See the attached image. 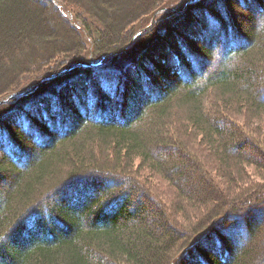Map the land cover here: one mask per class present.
Masks as SVG:
<instances>
[{
	"label": "trees",
	"instance_id": "obj_1",
	"mask_svg": "<svg viewBox=\"0 0 264 264\" xmlns=\"http://www.w3.org/2000/svg\"><path fill=\"white\" fill-rule=\"evenodd\" d=\"M60 1L0 0V264H264V0Z\"/></svg>",
	"mask_w": 264,
	"mask_h": 264
},
{
	"label": "rangeland",
	"instance_id": "obj_2",
	"mask_svg": "<svg viewBox=\"0 0 264 264\" xmlns=\"http://www.w3.org/2000/svg\"><path fill=\"white\" fill-rule=\"evenodd\" d=\"M56 3H58L60 6H62V8L65 10V11H67L66 12V14L70 17V19L72 20V21H74V19H73V14H72V12H71V9H69L62 1H60V0H54ZM123 1V2H122ZM125 1L126 0H119L118 1V3H116V2H114V1H112V2H114V4H124L125 3ZM74 10H75V12L76 13H78V14H80V15H83V17L84 18H86L87 19V23H89L91 26H92V28L96 31V32H98V29H102V27H101V25L99 24V22H97V21H95V20H93V19H89L88 18V14H84V12L81 10V9H78V8H74ZM142 15H141V13L140 12H138L136 15H135V17H131L133 20H135V18L137 19V21L139 20L138 19V17H141ZM236 19H238V16L236 15ZM129 21H131V20H129ZM79 24H81V22L79 21ZM42 28H44L43 30H41V33L42 32H44V33H49V29L47 28V26H42ZM62 28H63V26H62ZM118 30H119V32H118ZM126 30V26H123V27H121V28H118L117 30L116 29H114L113 30V32L111 33V34H108V33H104V38H105V41L106 42H108V43H111V44H114L115 43V40L114 39H116V37L117 36H115V35H113V34H118V33H120V32H124ZM40 32V31H39ZM38 32V33H39ZM118 32V33H117ZM38 33H35V35H37ZM68 33H70V32H68ZM103 33V32H102ZM68 37H70V40H71V46L69 47L70 48V50L69 51H71V53L70 54H73L74 52H78L79 54H82L81 52H79L78 51V47H79V41L78 40H76V35L75 34H66ZM121 36V35H120ZM45 38V37H44ZM44 38H38L36 41H35V43L33 44L34 46H36L37 44L36 43H39V42H41L43 45L44 44H46V43H50L51 41L49 40V39H44ZM30 39H32V37L30 38ZM29 39V40H30ZM31 44V43H30ZM68 45V44H67ZM90 45V44H89ZM30 47V46H29ZM44 47H46L45 45H44ZM63 47V46H62ZM91 47H92V45H91ZM38 48V47H37ZM61 48V45H59V46H55L54 48H52L53 50L50 52L51 53V55H50V58L51 57H54V59L53 60H49V61H54V60H56L57 58H61L62 56H63V54H65L64 52H62L61 53V50H59ZM63 49L64 50H67V48H64L63 47ZM42 50V49H41ZM50 51V50H49ZM44 52H46V51H44ZM48 52V51H47ZM66 52H68V51H66ZM17 53V52H16ZM49 58V59H50ZM45 60H47V59H43V61H45ZM56 62V61H55ZM50 64V63H49ZM52 64V63H51ZM50 64V65H51ZM35 67H36V65H35V63H32L31 65H30V67H29V71L30 70H32L33 68V70H35ZM47 66L45 65V64H43L42 66H40L38 69H37V71L36 72H39L40 70H43L44 68H46ZM216 67V66H215ZM215 67H211V70H214L215 69ZM260 67H264V61H262L261 63H260ZM47 68H49V67H47ZM47 68L45 69V70H47ZM49 70V69H48ZM262 72H261V71ZM260 70H259V76H264V71H263V69L262 68H260ZM25 73H22L21 72V74H18L17 76H18V79H20L23 75H24ZM261 74V75H260ZM259 81H260V79H259ZM263 82H264V77H263ZM178 114H179V118L180 117H183V115L185 114V109H180L179 111H178ZM239 122V121H238ZM240 123V122H239ZM147 127V126H146ZM145 127V128H146ZM189 143H191V142H189ZM192 144H190V147H192L191 146ZM198 147H193V150H194V155H196L197 157H199L200 159H202V161L204 162V164L206 165V167H208L211 163H212V156L209 154L210 153V150L207 148V147H203V146H200L198 149H197ZM186 151H190L191 152V150L192 149H188L187 147H185L184 148ZM183 151V150H182ZM182 151H180V152H178V150H177V148H174V147H171V150H169V151H165L162 155H161V157H163V161H165V163H174V164H177V165H179L180 167H181V170L184 172V174L186 175V177H187V181H184L183 183L184 184H190L191 186L193 185V186H195L196 184H198V180L199 181H201V185H206L205 183H204V180H200V176H198V170H197V167H196V165H194V163H192L191 161H184V159L182 158L181 159V156L183 155L182 153ZM249 153H251V154H253V155H255L256 154V150L253 148V147H249L248 148V150H247ZM208 155V156H207ZM184 157V156H183ZM258 158H262V155H258L257 156ZM98 160H100L101 162H105V161H107L108 160V158L106 159L105 157H101L100 159H98ZM111 160V159H110ZM211 160V161H210ZM139 162H138V160H137V162H136V166H137V164H138ZM117 165V164H116ZM209 168H210V166H209ZM256 168V166H252V167H248V168H246V170H247V173H248V177H249V179L250 180H252L254 183H260V182H262V181H264V180H262L260 177H256V174L253 172L254 171V169ZM147 173V175L144 173L141 177H143V179L144 180H146L147 182H148V184L149 185H151L153 188H154V190L155 191H157L158 192V195H162V197L165 199V200H168L167 198L169 197L168 195H167V193H166V190L168 189L167 187H168V183H164V181H163V179L161 178V177H159V176H156V177H150V175H149V172H146ZM141 174H142V172H141ZM258 183V184H259ZM138 196H139V198L141 197V199H143V202H146V199H144V196H140V194L138 193V194H134V197L135 198H138ZM168 201H170V200H168ZM148 205H150L148 202H146ZM172 205V204H171ZM154 206V211H152L150 208L148 209V212L147 213H150V216H152V217H154L155 218V220H151L148 216V221H147V223L149 224V225H151V226H153L154 227V229H159V227L157 226V222L159 223L161 220H162V214H161V209L156 205V204H154L153 205ZM172 208H174V207H172ZM216 212H217V210H216ZM216 212H214V213H216ZM219 213H221V211H218ZM208 213V212H207ZM204 215H206V213L204 214ZM161 219V220H160ZM210 220V219H209ZM156 222V223H155ZM195 221H193L192 223H194ZM202 221H200V223L199 222H195V224H194V226H192L193 224H191V225H187L188 227H191L192 229H195L196 228V225H198V223L201 225L202 223H201ZM208 222V221H207ZM208 223H210V221L208 222ZM205 224H206V222L203 224L204 226H205ZM202 226V225H201ZM203 227V226H202ZM197 230V229H196ZM190 234V232L189 231H187L186 232V234ZM192 234V233H191ZM258 240L260 239V238H257ZM262 240V237H261V239H260V241ZM190 262V260H186L185 261V263L186 264H190L189 263Z\"/></svg>",
	"mask_w": 264,
	"mask_h": 264
},
{
	"label": "water",
	"instance_id": "obj_3",
	"mask_svg": "<svg viewBox=\"0 0 264 264\" xmlns=\"http://www.w3.org/2000/svg\"><path fill=\"white\" fill-rule=\"evenodd\" d=\"M1 102V101H0Z\"/></svg>",
	"mask_w": 264,
	"mask_h": 264
}]
</instances>
